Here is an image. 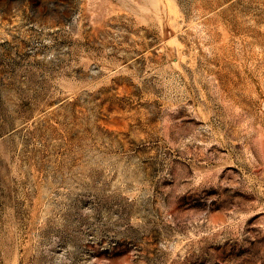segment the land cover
Masks as SVG:
<instances>
[{"label": "rangeland", "instance_id": "374dc122", "mask_svg": "<svg viewBox=\"0 0 264 264\" xmlns=\"http://www.w3.org/2000/svg\"><path fill=\"white\" fill-rule=\"evenodd\" d=\"M0 264H264V0H0Z\"/></svg>", "mask_w": 264, "mask_h": 264}]
</instances>
